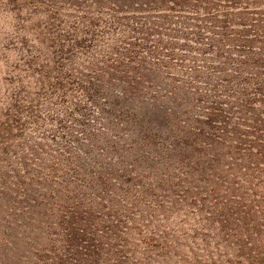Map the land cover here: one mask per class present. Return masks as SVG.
Here are the masks:
<instances>
[{"label": "rangeland", "instance_id": "obj_1", "mask_svg": "<svg viewBox=\"0 0 264 264\" xmlns=\"http://www.w3.org/2000/svg\"><path fill=\"white\" fill-rule=\"evenodd\" d=\"M190 3L0 0V264L48 252L49 264H72L71 244L75 236L85 244L83 230L103 264L234 261L232 244L217 237L215 205L255 202L264 218V164L246 179L234 177L226 159L213 184L207 146L192 151V68L203 72L197 87L221 90L220 77L235 72L242 55L223 43L213 49L230 59L203 56L207 39L193 40ZM145 31L161 40L150 58L168 115L157 150L145 149L122 90L105 77ZM67 189L78 194L69 203ZM67 204L82 206L77 223L73 210L57 211Z\"/></svg>", "mask_w": 264, "mask_h": 264}, {"label": "trees", "instance_id": "obj_2", "mask_svg": "<svg viewBox=\"0 0 264 264\" xmlns=\"http://www.w3.org/2000/svg\"><path fill=\"white\" fill-rule=\"evenodd\" d=\"M176 1L180 4H191L192 1V27H196V31L192 32L193 40L207 39V47L201 51L203 56L230 59L225 48H222V53L213 49L223 43L225 46H237L242 55L235 72L220 77L221 90L197 87L199 82L205 81L203 72L197 67L192 68V151L193 148L207 146L206 151L211 159L206 162L213 173L210 183L222 179L220 173H225L226 159L231 160L227 165L234 177L244 175L248 179L253 166L264 164V0ZM156 3H160V0H156ZM197 23L200 24L197 26ZM144 33L139 44L132 43L124 53L119 54L121 58L106 70L105 77L109 83L117 82L113 88L122 90L121 99L129 105L130 117L137 120L144 133L145 149L157 150L164 131L168 130V115L160 97L161 81L156 73L159 64L151 63L150 58L158 55L157 47L161 40H154V36H159L155 32ZM217 34L221 35V40L210 37ZM235 82L236 86H242L236 92L232 89ZM196 107L201 111L199 114ZM174 115H177L176 112L170 114ZM178 132L175 126L170 129L172 136ZM61 193L68 198V203L78 195L77 191L71 189ZM214 194L216 197L222 196L220 190H215ZM245 203L230 201L225 205H215L213 217L219 225L217 237L232 244L228 255L234 261H230V264H264V244H261L264 241V218L254 211L255 202H251L250 206ZM64 209L67 215L69 210L74 211L75 216L70 221L75 223L84 214L80 205L70 207L67 204L66 208L61 206L57 211L62 213ZM86 233L82 231L83 239H86ZM79 239L85 244H79L77 236L73 238L72 264H103L97 245L91 247L89 244L93 243ZM48 253L46 258H34L28 264H49Z\"/></svg>", "mask_w": 264, "mask_h": 264}]
</instances>
